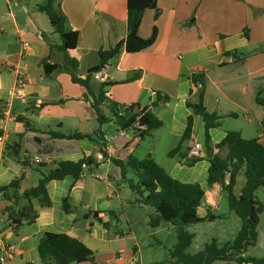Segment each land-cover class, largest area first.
<instances>
[{
  "label": "crops",
  "instance_id": "obj_1",
  "mask_svg": "<svg viewBox=\"0 0 264 264\" xmlns=\"http://www.w3.org/2000/svg\"><path fill=\"white\" fill-rule=\"evenodd\" d=\"M43 1L0 0V109L9 98L8 91L16 85L17 76L21 75L24 81L23 96L10 98L6 113L0 116V134L4 137L0 142V187L23 173L18 190L22 193L35 186L41 172L58 161L90 157L92 164L84 167L77 180L71 176L49 180L45 188L51 205L38 208L35 221L17 230L7 223L3 209L10 202L0 193V239L15 247L12 255L4 256L8 264H39L37 239L43 232H52L73 236L93 252L94 262L70 264H147L148 249L142 248L135 234L139 223L148 222V216L139 217L145 207L134 202L119 167L109 159L114 155L112 139L117 134L128 136L129 132H120L112 120L99 125L84 97L85 88L73 83L65 69L58 67L45 73L44 63H61L64 53L58 48L60 37L47 15L36 8ZM59 1L67 29L78 34L76 47L68 55L78 62L77 76L84 77L87 68L98 63V49H109L126 38L129 18L126 0ZM156 5L157 14L153 8L143 10L137 28L139 37L148 38L155 27L154 42L136 52H126L122 46L120 54L104 68L114 83L102 87V82L91 77L89 85L95 95L103 88L107 103L149 105L155 101L154 91L167 95L168 104L159 103L153 109L162 125L131 152L134 156L144 146L143 156L135 158L150 154L173 178L198 182L205 193L209 188L206 183L209 164L204 139L202 142L194 135L196 124L202 122L200 116H193L191 138L181 142L186 117L191 113L185 102H197V93L189 94L190 75L196 71L203 74V105L208 112L221 117L220 127L210 129L212 144H217L228 130L264 143L260 129L264 106L255 101L257 91L264 89V0H157ZM23 43L27 45L25 50ZM232 51L235 56L229 54ZM135 74L138 78L131 79ZM100 108L111 119L108 108L104 105ZM17 116L23 121H18ZM227 119L237 120L235 128H224ZM97 129L100 137L94 134ZM47 131L78 132L93 138H52ZM179 142L180 149L169 156L168 152ZM193 142L203 145L202 156L187 166L184 160ZM101 143L109 156L104 161L95 157ZM14 145H18L17 153L13 152ZM34 157L39 159L38 163ZM97 174L104 178H97ZM126 176L134 177L131 168H126ZM212 188L213 196H217L215 186ZM67 195L72 209L69 213L61 205ZM33 204L38 207L36 200ZM216 204L217 201L206 197L198 211L202 214L208 209L217 215L215 219L229 218L235 223L236 235L240 220L232 217L234 213L229 209L228 214L219 215ZM132 208L136 215L129 212ZM104 222H109L110 227L103 226ZM161 228L172 227L163 225L154 230L161 232ZM216 241L219 244L217 238ZM175 242L157 241L168 253ZM246 255L247 250L243 253ZM170 258L171 264H175L174 258ZM211 264L235 263L215 260Z\"/></svg>",
  "mask_w": 264,
  "mask_h": 264
},
{
  "label": "trees",
  "instance_id": "obj_2",
  "mask_svg": "<svg viewBox=\"0 0 264 264\" xmlns=\"http://www.w3.org/2000/svg\"><path fill=\"white\" fill-rule=\"evenodd\" d=\"M157 0H126L129 12L128 33L124 40H120L109 49H98V63L88 67L84 77L77 76L78 62L74 57L68 55V51L76 47L77 32L68 30L66 27V16L61 10L59 0H44L37 5V10L44 12L54 31L60 37L58 48L64 53L61 63H44L45 73L61 67L70 75L73 83H78L85 88L84 97L89 101L99 125L112 120L120 132H131V135H116L111 145L114 155L106 154L111 162L119 167L121 177L127 187L134 195V202L140 206H149L153 212L148 216V225L156 228L163 225L171 226L176 235V242L169 250V254L176 263L182 264H211L215 260L234 262L235 264H264L263 258L243 256L248 247L255 245L257 241V225L259 215L264 211V201L257 197V191L264 192V143L258 138H244L239 131L228 130L217 144H212L210 129L219 128L221 117L215 113L208 112L203 105L204 76L201 72H193L190 75L192 88L190 92L197 93V102L186 101L185 105L191 110L186 117V124L181 136V142L191 138L193 128V116L198 115L203 122L205 159L208 162L206 183L208 187L221 185V192L227 198L228 209L240 220V228L232 241L219 246L216 239L212 238L206 243L202 250L189 254L186 249L190 246L193 234L188 227L203 221H212L217 218L208 209L199 213L198 208L202 206L204 190L198 182H181L168 174L148 154L144 158L137 159L131 150L136 148L140 141L162 125L161 119L154 112V108L162 103L168 104L169 97L159 91H154L155 101L149 105H141L138 102L121 104L117 102H106V91L100 88L95 95L89 85V80L94 72L103 70L109 61L117 57L122 49L126 52H136L151 45L156 37L154 27L148 38H141L137 34L141 13L147 8H153L158 13ZM235 56V52H229ZM138 74L131 79L138 78ZM129 81V79H127ZM202 83L201 89H194L197 82ZM113 81L102 82V87L112 85ZM257 104L264 106V89H259L255 96ZM104 105L111 113V119L102 114L101 106ZM18 121H23L20 116ZM26 123L27 121L24 120ZM261 134L264 135V118L261 120ZM52 138L66 139H91L92 136L78 132L64 134L61 132L47 131ZM94 134L99 136L97 129ZM103 140V139H102ZM180 149V142L168 152L174 155ZM12 156V151H8ZM199 158H186L184 164L192 166ZM22 164L27 165L24 161ZM92 164L90 157H82L76 161L62 160L54 164L45 172H41L35 186L18 193L23 173L12 179L7 185L0 187L1 197L10 202L3 209L9 227L17 230L23 225L31 224L38 215V208H46L51 205L47 195L45 184L52 179L61 180L71 176L74 180L79 179L85 166ZM126 168H131L134 177L126 176ZM239 172H242L244 181L238 193L234 192V185ZM68 195L62 201L64 212H71ZM36 200L38 207H35ZM22 202V203H19ZM103 226L110 227L109 222ZM36 252L39 264H70L83 261L94 262L93 252L77 238L65 233L43 232L37 239Z\"/></svg>",
  "mask_w": 264,
  "mask_h": 264
},
{
  "label": "rangeland",
  "instance_id": "obj_3",
  "mask_svg": "<svg viewBox=\"0 0 264 264\" xmlns=\"http://www.w3.org/2000/svg\"><path fill=\"white\" fill-rule=\"evenodd\" d=\"M237 123H238L237 120L227 119L225 120L223 126L224 128H235ZM131 134H132L131 132L128 133V135ZM194 135L198 140L203 142L204 137H203L202 122H200V125L196 124L194 129ZM143 147L144 146H141L135 151L134 157L139 158V156H143L142 155ZM243 181H244V176L242 172H239L236 178V183L234 185L235 193L239 192V189L242 186ZM213 189L214 188L209 187L206 190L203 196V201L206 200V197H208V200H214L215 202L217 201L216 205L219 206L217 213L219 215L221 214L225 215L226 213L228 214L229 210H228L227 198L225 193L221 192L220 194H217V196H213L212 194ZM256 194L260 201H264V192L262 190H258ZM144 207L145 210L141 212L142 215L139 217H142L143 215L149 216V214L153 212V209L151 207L149 206H144ZM129 212L130 213L133 212V214L136 215V211H133V208L130 209ZM233 215L234 216L232 217H236V219H239L237 216H235V214ZM188 231L194 234V238L192 239V242L188 247V249L186 250V252L189 254H194L198 250H202L204 245L208 243L211 240V238H215V239L217 238L219 243L218 245H222L225 240L227 241L231 240L233 236H235L234 235L235 223L231 221L229 218L226 220L215 219L213 221H203L189 226ZM147 232H149V235H147L148 234ZM135 234L137 235V238L139 239L142 248L145 250L148 249L145 254V261L147 262V264H151L154 261L155 263L152 264H171L172 259L170 258L169 253L167 252V250H165V248L159 246V243H157V241L162 240L166 244H171V242H175L176 235L174 229L169 228V230H166V228H161V232H156L154 228L148 225V222L147 224L144 225L139 223L137 228L135 229ZM257 238H258V242H256L255 245L247 248L246 256L264 259V211L259 215V223L257 225ZM175 264H182V263H175Z\"/></svg>",
  "mask_w": 264,
  "mask_h": 264
},
{
  "label": "built area",
  "instance_id": "obj_4",
  "mask_svg": "<svg viewBox=\"0 0 264 264\" xmlns=\"http://www.w3.org/2000/svg\"><path fill=\"white\" fill-rule=\"evenodd\" d=\"M27 48V45L25 43L22 44V49L25 50ZM232 58H229L231 60ZM92 77L100 82H106L111 79V75L106 71V70H100L97 72H94L92 74ZM23 78L21 75L17 76L16 79V85L8 91V96L9 98L6 99V102L3 103L1 109H0V116L6 113L5 106H7L10 103V98H15V97H21L23 96V91H22V85H23ZM202 83L199 81L196 83V86L194 89H201L202 88ZM4 137L2 134H0V142L3 141ZM106 149V147L104 148ZM202 150H203V145H201L198 142H193L189 148H188V158H200L202 156ZM96 159L99 161H104L106 158L103 154V149H100L97 154L95 155ZM34 162L38 163L39 159L37 157H34ZM82 176V173L81 175ZM97 178L103 179L104 176L102 174H97ZM222 186L221 185H216L215 186V191L217 194L221 193ZM216 208V207H214ZM15 251V247L12 244L4 243L2 239H0V264H8L6 257L4 255H12Z\"/></svg>",
  "mask_w": 264,
  "mask_h": 264
},
{
  "label": "water",
  "instance_id": "obj_5",
  "mask_svg": "<svg viewBox=\"0 0 264 264\" xmlns=\"http://www.w3.org/2000/svg\"><path fill=\"white\" fill-rule=\"evenodd\" d=\"M17 149H18V145H14L13 152H14V153H17ZM114 218H115V216H114ZM112 225H113L114 227H116V226H117V223H113V222H112Z\"/></svg>",
  "mask_w": 264,
  "mask_h": 264
}]
</instances>
